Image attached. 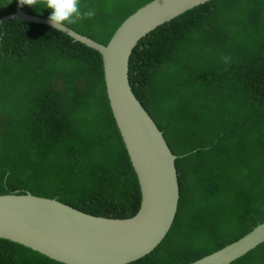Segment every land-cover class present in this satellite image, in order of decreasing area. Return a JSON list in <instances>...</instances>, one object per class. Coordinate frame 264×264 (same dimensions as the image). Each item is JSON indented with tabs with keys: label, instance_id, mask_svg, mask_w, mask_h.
Masks as SVG:
<instances>
[{
	"label": "trees",
	"instance_id": "trees-1",
	"mask_svg": "<svg viewBox=\"0 0 264 264\" xmlns=\"http://www.w3.org/2000/svg\"><path fill=\"white\" fill-rule=\"evenodd\" d=\"M151 1L81 0L96 15L70 30L105 46ZM15 5L0 0V19ZM128 70L177 157L180 188L170 232L132 264H193L264 224V0H212L184 13L139 42ZM13 194L114 220L134 218L142 199L101 56L20 20L0 25V196ZM0 264L58 263L0 239ZM233 264H264V244Z\"/></svg>",
	"mask_w": 264,
	"mask_h": 264
},
{
	"label": "water",
	"instance_id": "water-1",
	"mask_svg": "<svg viewBox=\"0 0 264 264\" xmlns=\"http://www.w3.org/2000/svg\"><path fill=\"white\" fill-rule=\"evenodd\" d=\"M212 0H153L128 17L107 45L72 30L61 34L102 58L112 118L141 192L139 213L129 220L95 218L57 201L30 194L0 196V239L58 264H132L150 255L170 232L180 188L176 160L160 130L132 93L129 60L139 42L158 27ZM55 30L47 19L14 14L0 19ZM56 31V30H55ZM264 244V224L223 250L193 264H233Z\"/></svg>",
	"mask_w": 264,
	"mask_h": 264
},
{
	"label": "clouds",
	"instance_id": "clouds-1",
	"mask_svg": "<svg viewBox=\"0 0 264 264\" xmlns=\"http://www.w3.org/2000/svg\"><path fill=\"white\" fill-rule=\"evenodd\" d=\"M18 4L21 8L28 6L50 10L48 22L57 32L70 30V26L96 15L93 9L84 10L81 0H18Z\"/></svg>",
	"mask_w": 264,
	"mask_h": 264
}]
</instances>
